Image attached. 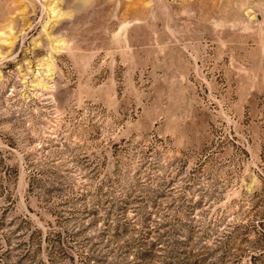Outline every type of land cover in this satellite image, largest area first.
I'll use <instances>...</instances> for the list:
<instances>
[{"label": "rangeland", "instance_id": "obj_1", "mask_svg": "<svg viewBox=\"0 0 264 264\" xmlns=\"http://www.w3.org/2000/svg\"><path fill=\"white\" fill-rule=\"evenodd\" d=\"M0 264H264V0H0Z\"/></svg>", "mask_w": 264, "mask_h": 264}]
</instances>
